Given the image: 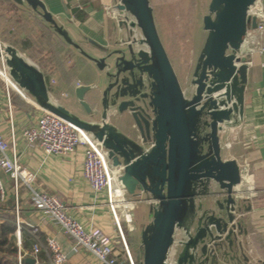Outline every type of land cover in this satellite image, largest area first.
<instances>
[{
  "label": "water",
  "instance_id": "95a60500",
  "mask_svg": "<svg viewBox=\"0 0 264 264\" xmlns=\"http://www.w3.org/2000/svg\"><path fill=\"white\" fill-rule=\"evenodd\" d=\"M38 17L101 72L96 85L74 94L83 118L56 102L44 72L0 40V59L11 80L39 108L86 131L118 170L127 196L142 205L138 264H242L241 213L236 194L244 168L222 156L221 135L242 116L248 52L244 35L255 27V0H210L202 17V42L188 87L182 88L161 42L149 0H115L134 21L116 26L126 35L95 57L59 25L41 0H11ZM138 37V38H136ZM93 93L97 109L85 100ZM98 108L100 110H98ZM132 120L139 140L109 121ZM181 241H175L178 233ZM35 264L33 257L20 263Z\"/></svg>",
  "mask_w": 264,
  "mask_h": 264
},
{
  "label": "crops",
  "instance_id": "0c3cea01",
  "mask_svg": "<svg viewBox=\"0 0 264 264\" xmlns=\"http://www.w3.org/2000/svg\"><path fill=\"white\" fill-rule=\"evenodd\" d=\"M41 1L57 23L67 30L70 37L95 57L105 55L106 49L114 48L116 41L126 35L124 30L116 26L110 10L115 4V0ZM6 2L15 4L11 0H6ZM19 8L25 13H29L23 8ZM32 16L53 33L51 40L59 44V51L69 50L78 54L47 24L35 15ZM49 50H51L50 47L42 44L38 50L26 49L23 52L36 60L33 63L43 72H48L47 81L51 97L65 107L67 106L56 95L59 93L61 97L71 98L76 103L71 102L70 108H67L81 117L87 118L86 113L77 102L74 89L79 85H96L101 72L93 63L79 54L73 55L72 60L66 62L54 56L47 59ZM244 57L245 61L249 60L250 63L247 64L242 116L236 126L228 127L222 133V156L225 159H236L245 171L236 189V194L241 197L244 206L241 213V231L243 232L239 239L241 252L247 257V261H242V264H264V54H244ZM37 58H46V60H43L40 65ZM80 58H82L80 64L84 71V78L73 75L74 60L80 62ZM51 79L52 83H50ZM92 95V92L86 93L85 100L93 109H97ZM9 101L19 163L35 174L31 186L37 191H45L59 197L65 204L68 214L80 222L84 228L99 227L114 237V225L104 195H96L82 176V148L79 147L71 155L46 156L39 147H26L22 129L33 119H36L40 115V111L13 90H10ZM98 110L100 109L98 108ZM0 132L7 140L11 141L9 111L5 87L2 82H0ZM1 178L6 190L4 202L18 207L19 220L24 228V234L22 236L21 233L19 234V248L25 258L33 257L36 261L35 264H48L44 251L36 258L32 253V240L28 232V229L32 228L42 240L50 236L58 242L61 250L67 256L65 264H101L84 250L76 253L72 251L71 241L60 231L58 226L45 214L33 208L29 188L26 185L19 184L15 193L13 181L7 173H1ZM137 205L120 210L121 221L125 224L127 223L124 220V214L128 213L131 217V223L127 226L133 224L137 227L140 222L141 214L138 218L133 213L136 208L142 206L137 207ZM134 206L135 209H132ZM118 259L121 258L118 257ZM118 264H121L120 261Z\"/></svg>",
  "mask_w": 264,
  "mask_h": 264
},
{
  "label": "built area",
  "instance_id": "2783aa9c",
  "mask_svg": "<svg viewBox=\"0 0 264 264\" xmlns=\"http://www.w3.org/2000/svg\"><path fill=\"white\" fill-rule=\"evenodd\" d=\"M110 10L114 19L118 18L117 21H124L126 24L134 21L130 14L119 11L115 5ZM248 17H254L256 24L254 28H248L244 35L248 49L245 55L264 54V0L254 1L248 12ZM245 63L247 65L250 61L246 60ZM0 82L5 87L11 135V141H9L0 132V202L6 199V190L1 178V173L5 172L13 181L15 193L21 183L29 188L33 208L45 214L58 226L60 231L71 241V249L74 253L84 250L101 264H118V257L122 255L126 264H135L120 223V210L131 208L133 200L127 196L117 179L118 170L107 161L105 150L100 143L86 131L39 108L34 100L11 80L7 66L2 59H0ZM52 82L51 79L50 83ZM10 90L15 91L26 102L40 111V115L22 129V137L26 147H39L46 156L71 155L79 147L82 148V176L96 195H104L114 225V237L99 227L84 228L80 222L68 214L65 204L59 197L45 191H37L31 186L35 174L19 163L16 154L9 101ZM15 214L17 245L19 246L21 222L17 206L15 207ZM124 220L127 224L131 223V217L128 213L124 214ZM28 232L31 236V250L35 258L44 251L48 264H65L67 262L66 254L53 237L48 236L42 240L35 229L29 228ZM183 236L182 232L178 233L175 241H181ZM117 246L119 248H116ZM20 261L21 257L18 258V264H21Z\"/></svg>",
  "mask_w": 264,
  "mask_h": 264
},
{
  "label": "rangeland",
  "instance_id": "374dc122",
  "mask_svg": "<svg viewBox=\"0 0 264 264\" xmlns=\"http://www.w3.org/2000/svg\"><path fill=\"white\" fill-rule=\"evenodd\" d=\"M209 1L210 0H149V3L153 9V14L161 42L182 88L188 87L196 56L202 42L204 34L202 32L201 20L203 15L207 13ZM17 30L18 29L16 28V33L14 31V34H17ZM11 35H13V33L9 34V36ZM2 42L16 47L11 41ZM16 48L29 61L32 63L33 61L36 62V60L31 58L27 53L25 54L23 51H21L19 45ZM75 55L78 54L75 53ZM72 58L68 56L66 57V61L72 60ZM81 59L82 58H80V62L74 60L72 66L74 77H85L82 65L80 64ZM44 73L46 77H48V72L45 71ZM56 96L60 97L62 102L68 108H70L69 106L71 102H73L71 98L61 97L59 96V93ZM73 103L75 104L76 102ZM126 120L127 118H112V122L116 126H120L125 131H128L130 123ZM132 204L137 205L134 200ZM137 207L140 206L137 205ZM132 209H135V206ZM142 210L143 207L141 206L140 208H136L133 213L139 218ZM120 223L127 246L133 258V252L135 249L139 250L140 252L138 231L137 229H129L127 224L121 221V218ZM127 238L132 240H130L128 243Z\"/></svg>",
  "mask_w": 264,
  "mask_h": 264
},
{
  "label": "trees",
  "instance_id": "16d2710c",
  "mask_svg": "<svg viewBox=\"0 0 264 264\" xmlns=\"http://www.w3.org/2000/svg\"><path fill=\"white\" fill-rule=\"evenodd\" d=\"M16 28L18 29L17 34H14V31L16 33ZM11 33L13 35L9 36ZM52 35L53 33L39 22L37 18L25 13L15 4L0 0V39L2 41H11L16 47L19 45L21 51L26 49L38 50L42 44H46L51 49L49 50V58L46 57L47 59H51L54 56L66 62V57L72 58L75 53L69 50L59 51V44L51 40ZM46 58H37V61L42 65L43 60H46ZM41 67L44 68V66ZM16 228L15 207L13 204L4 201L0 202V264H18L19 257H21V260L25 258L17 245ZM20 233L21 236L24 234L22 225ZM130 240L132 239H128V243ZM22 243L21 237V245ZM133 253L134 262L138 264L141 259L140 252L135 249ZM119 258H121L119 259L121 264L126 263L121 255H119ZM21 264L29 263L23 262Z\"/></svg>",
  "mask_w": 264,
  "mask_h": 264
},
{
  "label": "flooded vegetation",
  "instance_id": "af4514ba",
  "mask_svg": "<svg viewBox=\"0 0 264 264\" xmlns=\"http://www.w3.org/2000/svg\"><path fill=\"white\" fill-rule=\"evenodd\" d=\"M116 47V46H115ZM112 118H118L119 119V115H112V116H110L109 117V121L111 122V123H113L112 122ZM130 127L128 128V131H125L124 129H122L120 126H117L120 130H122L125 134H127L129 137H131L132 139H135L136 141H138L139 140V138H138V135H139V133H138V131H137V129L134 127V124H133V122H132V120L130 119ZM114 124V123H113ZM115 125V124H114ZM116 126V125H115Z\"/></svg>",
  "mask_w": 264,
  "mask_h": 264
},
{
  "label": "bare ground",
  "instance_id": "6f19581e",
  "mask_svg": "<svg viewBox=\"0 0 264 264\" xmlns=\"http://www.w3.org/2000/svg\"><path fill=\"white\" fill-rule=\"evenodd\" d=\"M243 183H244V182H243ZM244 184H245V183H244ZM237 188H238V187H237ZM237 188H236V189H237Z\"/></svg>",
  "mask_w": 264,
  "mask_h": 264
}]
</instances>
